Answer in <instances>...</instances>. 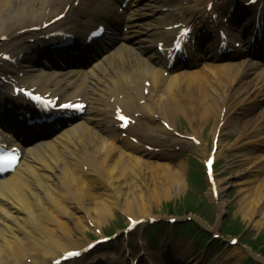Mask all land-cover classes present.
<instances>
[{
  "label": "bare ground",
  "instance_id": "6f19581e",
  "mask_svg": "<svg viewBox=\"0 0 264 264\" xmlns=\"http://www.w3.org/2000/svg\"><path fill=\"white\" fill-rule=\"evenodd\" d=\"M76 1L77 7L74 6ZM243 1L250 0H195L189 7L184 6L183 0H132L121 19L122 26L131 29V32L124 34L130 47L121 53L117 51L119 59H115V55L105 56L92 68L79 70L75 74L53 72L47 75L39 71L35 65H23L26 78L40 87L49 85L55 90V86L63 82L67 86L60 85L59 88L69 95L76 87L81 86L88 107L86 116L80 122L65 131L63 135L56 137H62L65 143L62 149L58 148V151L71 152L75 159L72 161L68 159L67 162L62 159L60 162L51 151H48L45 165L50 172L48 175L38 174L33 172L32 158L26 155L31 148H27L14 173L0 181V264H52L67 252L83 250L91 242L87 240L86 235L91 236L94 232L75 228L77 221L82 223L84 218L88 223H92L93 219L97 221L90 225L100 231L95 239H103L105 236L101 232L102 224L113 217L115 210L120 209V213L125 216V223L117 222L111 234L118 232L123 234V228H128L131 221L155 217L146 211V206L151 204L160 193L168 195L169 190H178L181 187L182 169L180 164L168 168V171L158 168L156 175L150 174L148 178H144L145 174L141 172L143 167L160 165L150 158L154 153L146 152L144 145L153 146V149L157 147L170 149L176 145L173 143L186 144L199 153L203 160H206L210 153L203 143L195 146L194 142L172 138L171 131L175 130L173 118L180 115L189 120L191 118L192 124L195 123L192 128L196 132L202 130V125L207 124L209 118L213 119L210 129L213 137L216 133L221 135L224 128L236 131L238 138L230 148L235 150L236 155L239 153L238 156L243 157L233 159L231 165L233 167L244 165L246 168L240 170L239 175L243 182L240 200H243L244 205L238 206V210L242 218L249 216L258 222L264 220V174L262 173L264 152L248 155L242 151L245 144L240 143L242 137H248L255 130H262L259 134H263L264 126L258 122V118L239 120L238 110L235 112L232 106L238 104V109L243 110L254 102L247 91L248 83L251 81L248 77L246 80L238 79L241 69H246V59L239 58L233 62L217 63L214 51L211 50L205 55V58L208 57L211 61L202 66L210 70L209 74L214 76V80L205 82L204 86L208 88V91H205L201 83L205 74L200 71L178 70L173 74L175 69H178L176 65L175 69L169 72L170 75L162 78L161 73L165 70L166 63L157 51L159 42H164L173 36L174 26L181 23L189 24V20L198 15L199 9H205L208 3L213 4V11L222 12L221 8L225 3L239 6ZM86 2L87 0H0V52L14 47L21 41L23 29L47 20L55 11L62 12L66 6L69 7L65 12L64 23L71 24L76 29L85 26L91 21V16L87 12L89 6L87 10L84 9ZM260 4L261 0L256 1L251 5L252 10L256 11ZM169 27L172 29L168 30ZM3 36L8 40H2ZM106 60L121 66L118 69V64L107 67L110 74H113V79L110 87L103 88L102 85L107 82L101 84L102 81L98 77L105 73L103 62ZM6 70L8 69L0 66V71H4V74ZM136 81H149L150 85L157 88V92L160 91V82L167 90L174 87L178 92L184 88L183 94L175 98L176 100L184 97V102L159 100L156 103L151 101L152 93H148L146 102L133 108L134 95L137 93L134 94L130 86L135 84L136 88ZM215 81L216 86L213 84ZM73 82L77 86L68 85ZM125 88L127 90L123 104L127 110L133 108L132 112H139L143 119L133 130L139 135L138 144L126 141L118 148L108 140L112 137V129L111 122L108 121L109 106L105 100V93L108 91L114 96L120 89L123 91ZM68 89L69 91L66 92ZM194 94L197 97L195 102L191 96ZM172 95L174 94L170 91L164 94L168 99ZM230 96L233 97L232 104L227 101ZM224 108L227 110L221 116L220 113ZM230 109L232 111H229ZM161 121H168L169 129H166ZM220 121H224L222 125H219ZM250 127L251 131H249ZM92 128H97L99 132L95 133ZM143 130L148 131L143 133ZM147 142L157 145H150ZM221 150L219 146L214 159ZM88 174L91 176L92 187L96 188V196L93 199H84L81 196L85 194L80 193L87 185L83 178ZM126 177L137 180L123 182ZM22 186L30 187L32 191L35 188L36 190L27 195L21 189ZM226 187L227 184L221 182L217 184L215 180L214 184H210V197L219 214L222 207L221 192ZM143 192H147V195ZM214 192L217 193L216 196ZM80 201L87 207H82ZM250 202L253 204L251 210L247 207ZM6 203L9 205L7 206ZM65 213L68 221H60L59 217H63ZM69 222L72 223L71 227ZM98 223L100 225H97ZM74 230L79 231L86 239L74 240ZM123 245L128 247L126 243ZM138 245L143 248L144 240L139 241ZM165 246L163 245L162 248L164 250L161 254L162 262L158 264H164V261L165 264H199L194 260L192 263L187 261L190 254L187 246L182 244H165ZM95 247L60 264H125L117 262L112 254L108 257L107 247ZM101 247L106 251L101 250L104 249ZM231 255H238L239 259L244 256L237 248ZM225 262L226 259L222 258L215 264H225Z\"/></svg>",
  "mask_w": 264,
  "mask_h": 264
},
{
  "label": "rangeland",
  "instance_id": "374dc122",
  "mask_svg": "<svg viewBox=\"0 0 264 264\" xmlns=\"http://www.w3.org/2000/svg\"><path fill=\"white\" fill-rule=\"evenodd\" d=\"M178 95V92L176 93ZM194 99L193 101L195 102ZM177 103L184 102V98L180 101L177 99L175 101ZM191 117V115H189ZM174 123L176 125L177 131L182 135H191L193 132L196 135L200 136V139L204 144L207 145V149L210 148V143L212 140L211 137V127L213 125V119H208L207 124L202 125L201 131H194L192 128L191 118L190 120L187 117L182 115L176 116L173 118ZM238 137H236V131L231 130V128H224L223 133L219 137L220 144V154L218 155L217 162L215 164V180L217 182L227 184V187L224 188L221 192L220 199L222 201L221 213L219 214L216 210V207L213 204V201L210 197L209 185L207 183L204 169L202 165L201 156L185 147H181V145L177 146L179 150L173 151L169 153L166 159L161 160L159 157L156 159L157 163L160 165L156 166H148L143 167L141 172L145 174L144 178H148L150 174L156 175L158 168L166 169L172 168L177 164H180L182 169V185L176 190H169V194L165 195L160 193L156 196V199L151 202V204L146 206V211L150 214L154 215L157 219H159V225L156 227H147L146 224L141 225L137 229L134 230L129 236L122 237L121 233H116L118 237L112 240L111 244L114 246L109 249V253L112 251H116L114 255L117 256L118 261L125 260L126 264H129L131 258H139L142 252L139 249V240H144L145 247L144 251L147 252V256L151 261H161V254L164 250H162L163 245L168 242H172L176 244H182L187 247H191V251L189 257L194 260L200 262V264H215L220 259H226L225 264H254L251 263V259L254 262H260L264 264V220L260 222L255 221V219L250 218L249 216H244L242 218L240 211L238 210V206L244 205L242 198V185L243 182L239 178L240 170L246 169L244 165L240 167H233L231 165V161L233 159H240L243 156H238L232 150H230V145H232ZM241 144H245L243 148L249 149V143L247 142V138H241ZM229 149H228V148ZM243 151V150H242ZM248 151V155H251L250 150ZM245 153V152H244ZM249 164H247V167ZM190 173L196 175V178L199 183L192 182V186L189 184L187 176ZM132 180L136 181V178L126 177L123 182H131ZM88 181V180H86ZM116 183V182H112ZM84 189L80 191V193L85 194L81 197L84 199L90 198L93 199L96 196V188H93L91 182L86 183ZM144 195H147V192H143ZM81 197L79 200H81ZM185 198V204L188 206H193V210L195 214L187 215L191 218V222L195 224H189L187 227V231L184 233L178 228V224L184 223L183 217H177L178 222L175 225H169L168 219L172 217L169 214L170 210H174L176 207H182L178 202L181 201V198ZM137 198V197H136ZM125 203L124 201H121ZM82 207H87V205H83L80 201ZM170 205H173L170 207ZM248 205V203L246 204ZM252 202L249 203V210H251ZM199 207V210H196V207ZM118 210H113V217L108 218L104 224H102V234L109 235L113 232L112 229L116 227L117 222H124L125 216L120 213ZM83 212V210H82ZM80 212V213H82ZM81 215V214H79ZM207 218L204 220L203 218ZM67 213L64 214L63 217H59L60 221H68ZM90 217V215H89ZM82 218H84L82 216ZM92 218V216H91ZM186 222V221H185ZM91 223V222H90ZM86 222L85 218L82 223H78L75 226L78 230L81 228L87 229L90 232H93L91 236H87V240H92L98 236L100 231H97L93 225ZM92 223H97L96 220H92ZM91 223V224H92ZM72 223L69 222V226L71 227ZM97 225H100L99 223ZM73 227V226H72ZM74 228V227H73ZM214 230L216 234L220 235V239L215 242L213 239H210L209 243H207L206 238L201 239L198 238L201 232L207 233V235L212 236ZM81 231V230H80ZM143 231V233H142ZM144 231L147 233L145 238ZM224 231L228 233L241 232L239 235L232 234L233 236H229V234H223ZM121 234V235H120ZM237 234V233H236ZM237 238L238 244L233 247H229V238ZM208 238H210L208 236ZM207 238V239H208ZM254 241L255 252L253 253L250 250L248 243L252 245L250 240ZM73 239L78 241H83L86 238L83 237L79 231L74 230ZM206 242V245H205ZM127 243L128 245V254H124L121 250L123 244ZM172 246V245H171ZM234 248H238V252L244 254L242 259H239L238 255H231ZM165 249V248H164ZM175 249V246H174ZM262 256V257H261ZM262 258V262L258 261ZM190 259V260H191Z\"/></svg>",
  "mask_w": 264,
  "mask_h": 264
},
{
  "label": "snow or ice",
  "instance_id": "6c2138e0",
  "mask_svg": "<svg viewBox=\"0 0 264 264\" xmlns=\"http://www.w3.org/2000/svg\"><path fill=\"white\" fill-rule=\"evenodd\" d=\"M37 99H39V97H36ZM73 105H62V107H72ZM76 107H79V105H77ZM69 256H75L78 255V253H74V252H70L68 253Z\"/></svg>",
  "mask_w": 264,
  "mask_h": 264
}]
</instances>
